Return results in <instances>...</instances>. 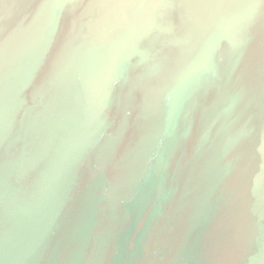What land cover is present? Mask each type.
I'll return each mask as SVG.
<instances>
[{"label":"water","instance_id":"95a60500","mask_svg":"<svg viewBox=\"0 0 264 264\" xmlns=\"http://www.w3.org/2000/svg\"><path fill=\"white\" fill-rule=\"evenodd\" d=\"M0 264H264V0H0Z\"/></svg>","mask_w":264,"mask_h":264}]
</instances>
